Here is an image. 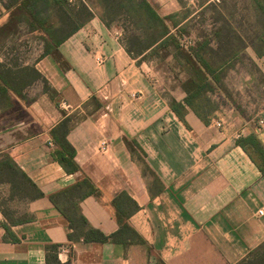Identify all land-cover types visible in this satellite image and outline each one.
Segmentation results:
<instances>
[{
    "label": "crops",
    "instance_id": "1",
    "mask_svg": "<svg viewBox=\"0 0 264 264\" xmlns=\"http://www.w3.org/2000/svg\"><path fill=\"white\" fill-rule=\"evenodd\" d=\"M68 2L70 19L78 23L66 30L56 54L31 61L16 45L7 51L11 42L0 48V162L8 157L37 188L28 186L24 196L0 180L8 191L0 203V264H46L49 244L61 245L59 261L72 264L244 260L264 243V216L257 215L264 209V162L253 146L245 150L238 143L252 135L264 151V48L251 44L258 35L264 44L261 29L244 37L243 55L256 70L249 78L260 91L254 114L238 112L220 92L227 107L208 122L188 107L181 119L170 99L183 101L185 93L179 86L166 91L154 62L129 54L123 41L129 29L119 22L124 15L107 10L104 0ZM156 11L163 18L177 15ZM65 118L76 172H67L54 155L51 131ZM103 139L109 141L105 153ZM83 179L79 198L73 187ZM63 191V211L72 217L76 205L77 215L107 236L120 230L113 200L126 194L138 206L127 220L136 235L126 242L70 241L69 219L50 198ZM15 199L23 206L19 217L6 212ZM4 226L17 242L4 240Z\"/></svg>",
    "mask_w": 264,
    "mask_h": 264
},
{
    "label": "trees",
    "instance_id": "2",
    "mask_svg": "<svg viewBox=\"0 0 264 264\" xmlns=\"http://www.w3.org/2000/svg\"><path fill=\"white\" fill-rule=\"evenodd\" d=\"M69 0H0V21L7 15V18L0 23V48L9 42H14L18 38L22 30L28 33L40 32L45 44L46 55L56 54V50L61 42L67 38L64 35L68 28L71 29L74 23H78L75 18L70 19ZM107 10L116 14L124 15L125 19L132 24L135 29L142 34H130L123 37L127 51L132 56H142V60L149 59V56L158 54L159 50H173V58H177L184 63L182 66L186 74V79L178 85L185 93L183 101L170 99L172 110L181 119H184L186 107L194 111L203 121L208 122L210 112L215 109L209 98L213 94L221 90L222 80L226 76V71L230 66H233V61L243 53L246 47V39L239 32L232 28V25L227 20L219 19V26L211 32L214 36L217 46H212L210 38L198 43L195 47H185L182 43V27L185 19L177 20L175 15L161 17L148 0H104ZM250 5L255 12L256 24L264 34V0H250ZM2 8L5 12H2ZM259 15V17H258ZM53 21V23L51 22ZM170 23V25L168 24ZM75 30V27L72 29ZM71 32V31H70ZM253 45L256 42L264 48L262 35L256 36L255 40L251 41ZM187 48V49H186ZM148 50L149 53L145 54ZM170 55V53H168ZM36 75L41 74L34 70ZM1 76V74H0ZM37 78V77H36ZM4 80V78L2 77ZM8 80H4V82ZM46 92L51 98H54L53 92L45 87ZM68 118H65L57 127L51 131V135L55 145L56 161L67 171L76 172L78 166L74 161L75 150L66 140L68 131ZM239 145L247 150V145L254 147L256 152L262 157L264 162V151L254 136H248L238 141ZM264 172V167L262 168ZM18 177H21L19 180ZM0 180L7 181L11 186L17 188L19 192H24L29 186L33 190H37L36 186L23 173L13 161L5 157L0 162ZM89 183V182H87ZM77 190L79 198L85 194V179L73 187ZM66 191L51 196V201L57 209L67 216L69 224L73 230L69 234V240L76 242L82 240L85 243L97 242L106 243L109 240L116 241L128 237L134 238L136 235L133 229L129 226L127 220L129 216L138 209V206L126 195L121 194L113 200V205L116 208L117 221L120 225V230L112 235H105L100 230L89 227L85 218L78 212V207L73 204V216H68L62 206H60L61 194ZM68 192V191H67ZM66 192V193H67ZM95 189L92 188V193ZM42 197V194L39 193ZM6 235L5 241L17 242L10 228L4 226ZM139 243H144L138 238ZM61 245L49 244L46 246V264H72L69 259L66 263H61L58 259ZM237 264H264V243L252 250L249 255Z\"/></svg>",
    "mask_w": 264,
    "mask_h": 264
},
{
    "label": "rangeland",
    "instance_id": "3",
    "mask_svg": "<svg viewBox=\"0 0 264 264\" xmlns=\"http://www.w3.org/2000/svg\"><path fill=\"white\" fill-rule=\"evenodd\" d=\"M149 1L159 13L165 15L177 14V20H181L184 16H191V19L182 27V43L187 48L195 47L198 43L205 41L207 38L212 40V46L216 48V40L214 36L210 34L219 26L218 21L221 17L227 21L229 20L230 23H232V28L246 38L248 35H251L250 32L252 29L257 31L260 29L257 27L256 20H253L251 16L253 9H251L250 0ZM1 11L5 12L3 8ZM6 18L7 15H4L0 23ZM51 22L53 23V21ZM119 22L129 29L130 33L127 31L126 34H128L126 36H129L131 33L136 35L142 34L140 31L137 32L135 27L126 19ZM168 24L170 25V23ZM42 35L44 34L40 32H37L35 35H28V32L24 29L19 34L18 38L8 45L7 51L11 50V46L14 49L16 45V49L19 48V54L22 58L28 57L33 61L35 58L43 56L45 53V44L41 37ZM168 53H170V55H168ZM173 55V50L165 51L164 49H161L158 54L148 57L158 68V75L161 78L162 87H164L166 91L176 89L180 84L177 83L185 80L187 77L182 68L184 63L177 58H173ZM235 62H237L235 68L233 65L227 69L228 74L224 79L221 90L209 95L211 103L215 107V109L210 112L211 114H209V116H212L217 110H220V107H227L225 99L236 107L238 112L245 113L247 116L254 114L255 110L259 107V105H255L254 101L257 97V93L259 94L260 92L259 85L251 84V79L249 78V72L256 73L254 66L251 61H249L247 55H243V53ZM40 83L44 85L42 81ZM220 92L225 95V99L220 95ZM7 192V187L1 185L0 193L2 196H0V203L3 198L5 199L8 197ZM7 204L8 209L6 212L9 213L10 211L14 217H19L18 212H21L23 206L18 203V200L15 199L10 203L7 202Z\"/></svg>",
    "mask_w": 264,
    "mask_h": 264
},
{
    "label": "built area",
    "instance_id": "4",
    "mask_svg": "<svg viewBox=\"0 0 264 264\" xmlns=\"http://www.w3.org/2000/svg\"><path fill=\"white\" fill-rule=\"evenodd\" d=\"M263 124H264V121L259 120V125H263ZM217 126L220 127L221 124L217 123ZM108 147H109V141L107 139H103L100 143V151L105 153L108 150ZM257 215L264 216V209L257 211Z\"/></svg>",
    "mask_w": 264,
    "mask_h": 264
}]
</instances>
